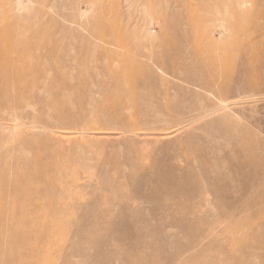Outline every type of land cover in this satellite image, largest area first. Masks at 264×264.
Segmentation results:
<instances>
[{
	"label": "rangeland",
	"instance_id": "obj_1",
	"mask_svg": "<svg viewBox=\"0 0 264 264\" xmlns=\"http://www.w3.org/2000/svg\"><path fill=\"white\" fill-rule=\"evenodd\" d=\"M3 45L71 86L0 81V156L34 176L0 264H264V0H0Z\"/></svg>",
	"mask_w": 264,
	"mask_h": 264
},
{
	"label": "bare ground",
	"instance_id": "obj_2",
	"mask_svg": "<svg viewBox=\"0 0 264 264\" xmlns=\"http://www.w3.org/2000/svg\"><path fill=\"white\" fill-rule=\"evenodd\" d=\"M31 47H30V45H27L20 50L18 48L16 49V47H13V46H12V48L7 46V45L2 46V48H5V51H3L0 54V81L2 82L3 85L6 86V88H10V90H7L4 92L6 97L10 96V93H11V87L9 86L10 83L8 81V79L11 77V75H15V77H18L20 74V71L28 70L29 68L31 70L30 82L28 84H25V83L24 84H17L16 82L14 83L15 86H18V87L14 88L18 92L22 91L24 89H31L32 87L36 86L41 77L46 80L45 84L47 85L48 88L51 87L52 89H54L56 86L60 87V85L61 86H67V87L71 86V82H69L65 78V76H63L61 74L62 71H60L59 68H57V70L55 72L56 74L54 75V78H52V79H49L48 77H46L47 75L45 73L42 74V72H40L39 70L34 69V68H37L36 65L29 64L27 59H26V57L28 56V53L31 52L30 51L32 49ZM197 47L198 48H196V50L200 51L201 50L200 46H197ZM202 52L203 51H200V53H202ZM12 53L14 54L13 58L10 57L12 55ZM50 53H54V51L50 50ZM205 54L207 55V53H205ZM202 55H204V53H202L200 56H202ZM128 60H129V62H132L133 64H137L138 66L140 65L139 61H138L140 59L132 58V59H128ZM204 60H200L202 62L201 64H204ZM142 66H143V64H142ZM121 69H122V72L124 74L129 72V69L128 68L126 69L123 66ZM109 71H111L110 68H109ZM24 103H25L24 101H21V100L17 101V99H12V100H8L7 105L14 104L17 106H21V105H24ZM6 159H8V158H6ZM6 159L4 158V156H0V192H1L0 196L2 197V199L5 196L6 190H8L6 188V186L13 187L14 189H17L19 187V185H21V184H28L29 182L34 181V179H32V177H34V176L22 175L20 172L15 171L14 168L16 170H19L18 166L16 167L13 162H9V164H8ZM36 179L40 182L51 181L48 179L47 176L45 177L42 175H37ZM18 190H19V188L17 189V192H18ZM6 210H8V209H6ZM13 213H14V211H13ZM1 223H2V221H1ZM3 223H4V228H5L7 233L13 234L14 228H16V230H17L16 225L13 226V228H12L11 224L13 223V219L7 218V219L3 220ZM0 226L2 227V225H0Z\"/></svg>",
	"mask_w": 264,
	"mask_h": 264
}]
</instances>
